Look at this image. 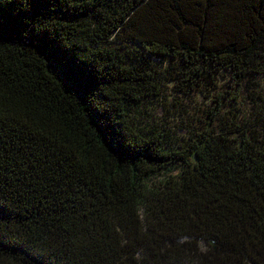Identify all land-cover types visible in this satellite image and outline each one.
Returning <instances> with one entry per match:
<instances>
[{"label":"trees","instance_id":"16d2710c","mask_svg":"<svg viewBox=\"0 0 264 264\" xmlns=\"http://www.w3.org/2000/svg\"><path fill=\"white\" fill-rule=\"evenodd\" d=\"M259 79L264 0H0V264H264Z\"/></svg>","mask_w":264,"mask_h":264},{"label":"rangeland","instance_id":"374dc122","mask_svg":"<svg viewBox=\"0 0 264 264\" xmlns=\"http://www.w3.org/2000/svg\"><path fill=\"white\" fill-rule=\"evenodd\" d=\"M164 92L166 94V97L164 99V101L167 102L166 105H164L163 107L160 106V104H158L159 100L143 102L142 104L143 106L140 108L141 113L140 114L135 112L133 113V118L135 119V121L141 120L143 123L146 122L148 125H153L156 122L157 124L158 123L165 124L164 121L165 118L169 117L170 115L173 117V115L176 114L173 110L174 105H172L171 103V100L173 99L174 100L173 103H175L176 106H180V105L182 106L184 104H187L188 106H190V108L186 109L188 110L186 118L183 117V119L181 120L175 118L170 119V121H168V127H172L174 125H177V127H179L180 125H185V123H188L189 125H193V126L201 125V123L199 122H202L203 119H202L201 111H198L197 109L209 105V102L205 98H203L202 96L196 97L195 98L196 104L194 105L192 104V102H190L191 99L190 100L183 99L180 96L171 92L170 89L168 88H165ZM247 93H252V98H255L257 94L264 98V80L263 79L257 80L255 86L252 87L250 85L246 89V92H244L245 101L242 102V105L238 108L240 112L239 124H243L245 126L247 124L249 125L254 124L259 119L264 118V104H258L256 101H250V99L247 98ZM190 96L194 97V94H191ZM230 106H235V105L231 101L226 100L224 109H229L231 108ZM165 107L169 108L168 113H165L164 111ZM174 134L175 136H177V138H180L182 140L183 138L181 137V135L185 133L182 130H178Z\"/></svg>","mask_w":264,"mask_h":264}]
</instances>
